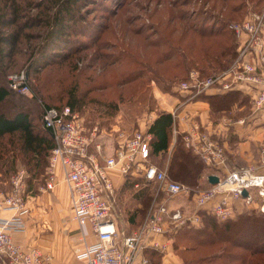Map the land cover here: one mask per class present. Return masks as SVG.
Wrapping results in <instances>:
<instances>
[{"label": "rangeland", "instance_id": "374dc122", "mask_svg": "<svg viewBox=\"0 0 264 264\" xmlns=\"http://www.w3.org/2000/svg\"><path fill=\"white\" fill-rule=\"evenodd\" d=\"M13 2L15 7L19 5L18 20L9 28L0 26V34L4 30L18 29L20 42L12 50L6 47V52L0 55L1 79L12 89V95L0 105V112L11 114L23 107L40 127L43 104L67 103L68 96L74 92L82 102L77 110L80 118L90 129L98 127L100 136L97 138L101 141L105 130L119 134L144 130L152 114L165 109L164 104L159 103L155 89L187 101L194 100L189 92L183 95L185 91L177 87L185 73L178 61L185 55L188 58L197 55L202 42L206 44L214 39L202 38L191 30L195 17L206 16L207 22L214 24L221 18L239 19L254 11L255 3L264 0H86L78 7V20L68 23L72 34L66 48H61L66 57L45 51L46 54L40 58L54 56V60L40 65L38 61L37 66H31V63L40 56L38 52L46 29L44 20L53 13V10H48L50 0H0V16L13 15ZM30 16L39 17L35 22L41 21L40 24L24 27ZM189 42L191 47L187 49ZM155 71L164 74L171 83H157L152 79ZM22 72L28 74L29 87L26 90L11 85V76ZM140 73L143 75L138 76ZM114 123L119 124L118 132L114 130ZM173 143L171 139L168 150L161 155H153L149 162L161 168L167 167L175 147ZM20 145L18 134L0 136V194L18 193L28 198L31 211L27 230L30 225L35 227L32 242L40 246L38 236L54 231L56 221H60L62 214L67 212L69 200L63 206L67 193L64 185H59L56 190L48 189L45 187V174L36 175L29 170L30 165ZM11 148L16 152L12 153ZM206 172L204 169L200 180ZM148 186L153 196L158 191V199L166 198L158 184L150 183ZM201 187L199 182L191 188ZM135 191L125 189L117 197L116 216L121 222L133 214L134 221L130 219V222L140 224L156 202L153 197L142 204L135 198ZM56 216L59 218L55 221ZM68 220L65 217L64 225ZM73 234L74 231L68 233L70 241H74ZM174 248L175 254L184 260H192L195 264H216L196 261V257L218 247L194 249L190 242L180 239ZM149 255L153 264L161 263V255L156 252ZM256 256L258 260H264V252Z\"/></svg>", "mask_w": 264, "mask_h": 264}, {"label": "built area", "instance_id": "2783aa9c", "mask_svg": "<svg viewBox=\"0 0 264 264\" xmlns=\"http://www.w3.org/2000/svg\"><path fill=\"white\" fill-rule=\"evenodd\" d=\"M230 27L238 39V52L231 64L206 77H201L199 71L192 68L189 77L177 87L193 97L211 88L225 91L245 85L249 88L253 109L259 110L264 106V8L251 11L240 22H231ZM27 76V72L12 75L11 85L20 90L28 89ZM41 118L55 141L45 187L53 189L61 171L69 191V218L77 223L79 239L84 243L79 247L75 245L76 241L73 242L76 256L84 261L83 264H134L138 256L141 264H153L144 253L145 248L165 252L172 239L170 234L177 227L199 225V208L219 191H230L234 197H243L246 201L253 199L256 193L262 198L260 210L264 211V173L258 171L259 166H264V145L260 147L259 163L236 167L224 176L218 174L216 184L193 189L170 177L166 168L149 162L152 134L147 129L121 132L114 153L107 156L103 143L96 139L98 127L90 129L69 105L59 108L43 104ZM183 140L205 163H225L224 146L203 131L197 121L192 122V130L183 133ZM113 167L125 176L139 170L145 181L158 184L159 190L166 195L165 199H158L157 191L153 196L156 202L143 221L129 230L119 226L116 216L118 194L109 171ZM135 186L139 188L140 183L136 182ZM244 188L248 190L246 196L242 193ZM177 197L192 200L197 207L188 212L181 202H175ZM5 210L13 213L4 215ZM30 211L29 200L23 195L0 194V257L4 264H53L52 255L43 251L38 243L22 242L12 236L14 231L27 230ZM208 211L224 219L231 216L232 206L225 196ZM155 234H161L165 239H153L148 244L146 238ZM92 235L95 240L90 241ZM164 264L189 263L181 259Z\"/></svg>", "mask_w": 264, "mask_h": 264}, {"label": "trees", "instance_id": "16d2710c", "mask_svg": "<svg viewBox=\"0 0 264 264\" xmlns=\"http://www.w3.org/2000/svg\"><path fill=\"white\" fill-rule=\"evenodd\" d=\"M86 0H50L48 10H53L48 20H44L46 26L41 50L38 52L40 56L33 60L31 66L40 64H48L54 60L44 55L43 60L40 58L46 52L50 55H65L61 48H66V43L70 39L72 31L70 21H77L80 16L79 6ZM13 15L5 17L0 16V26L8 27L16 24L18 20L19 5H12ZM54 8V9H53ZM253 10H261L264 8V2L255 3ZM244 17L239 19H225L221 18L217 23H209L206 16L198 15L191 22L190 29L197 32L202 37L214 38L209 43L202 42L200 45V52L197 55L187 57L186 55L180 58L178 65L184 70V75L179 81L185 80L189 77V71L196 68L201 77H206L210 74L216 73L228 67L237 55L238 39L235 31L230 27L233 21H242ZM39 19L37 16H30L24 22L23 26H33L40 24L35 22ZM20 42L19 30H11L8 32L2 31L0 34V55L6 52V47L11 50ZM187 49L191 47V43L186 44ZM9 49V52L11 53ZM46 51V52H45ZM3 57V55H2ZM66 57V55H65ZM187 57V58H186ZM1 59V58H0ZM161 61V58H160ZM159 62V59H158ZM193 63L191 66L188 64ZM134 72V70H133ZM132 72V73H133ZM139 73V72H138ZM152 77L157 83L162 81L168 83L171 81L165 78L164 74H159L156 71ZM143 75L142 73L138 76ZM12 95V89L4 84L0 75V105L4 104ZM196 99H204L210 103L212 112L229 109L234 103L248 104L251 102L250 94L244 93L240 89H229L227 91L218 93L201 92L192 97ZM81 98L76 93L71 92L68 96L67 103L64 104H49L59 108L69 105L74 111L81 107ZM252 107V104H251ZM253 109V107H252ZM222 110V111H221ZM34 117L23 107L13 110L11 114L7 112H0V136L5 134H18L21 141L20 148L30 165L29 170L33 174H45V181L48 177V168L50 164V154L54 147V138L49 128H47L41 118L40 127H37L34 122ZM174 115L170 111L156 112V116L149 123L147 131L152 134L151 140V154L161 155L165 153L173 138ZM104 123H107L104 120ZM12 153L16 152L15 148H11ZM207 164L202 158L191 148L187 147L183 140V134H178L175 142V147L172 152L167 172L173 179L181 180L191 187L199 183V178ZM129 173L125 176L122 189L132 188L135 182H139L141 186L135 191V198L140 202L147 203L149 199L153 198V193L149 191L147 181L141 177H136ZM143 181L145 183H143ZM204 188V187H201ZM201 223L199 225H185L177 227L171 235L174 244L177 245V240L183 239L192 244L193 248L209 249L218 247L214 251H205L199 253L196 261H207L216 264H264V260H258L256 255L264 252V211L260 209H253L251 211L244 210L237 214L236 217H226L224 219L218 218L215 214L206 209H199ZM134 215H130V219L134 221ZM130 226V229L136 227ZM155 252L161 255L162 253L155 248L147 247L144 253L150 257ZM151 258V257H150ZM186 260V259H185ZM152 261V260H151ZM189 264H195L192 260H186ZM219 262V263H218Z\"/></svg>", "mask_w": 264, "mask_h": 264}, {"label": "crops", "instance_id": "0c3cea01", "mask_svg": "<svg viewBox=\"0 0 264 264\" xmlns=\"http://www.w3.org/2000/svg\"><path fill=\"white\" fill-rule=\"evenodd\" d=\"M232 89H240L244 93L249 94V88H247L245 85H238ZM206 92L218 93L223 91L219 90L218 88H211L208 89ZM155 93L157 99L159 100V103L164 104V110L170 111L172 114L175 115L172 138L174 145L176 142L177 135L180 133L183 134L188 130H192V122L197 121L203 131L208 132L209 135L216 142L224 146L226 154L225 163L218 165L206 163L207 167L205 169H207V172L204 174L201 180V177L199 178V182L203 187L213 185L208 180V175L211 173L224 176L230 170L236 167L246 164L259 163L261 147L260 145H264V106L259 110H255L252 109L251 102H248V104L244 103L240 105L238 103H234L230 106L229 109L223 111L221 110L222 112L219 113L218 111L212 112L210 103L204 99L187 101L186 99H183V97H179L177 95H166L164 92H160V90L158 91V89H155ZM186 94H188V91H185L183 93V95ZM155 116L156 112L152 114L150 122L154 119ZM149 123L144 127V130L147 129ZM117 129H119V124L114 123V130L116 132H118ZM105 131L106 133H104L103 137H101V139H103L101 140V142L103 143L104 154L108 156L114 153V147L120 138L119 133H115L113 131L108 130ZM98 134L99 132H97L96 137L100 136V134ZM96 139L100 141L98 138ZM165 168L167 169V167ZM109 171L116 185L118 195L121 191L125 189L136 190L138 188L134 184L132 188L122 189L125 175L121 172L120 169L116 167L110 168ZM258 171H262L264 173V166H259ZM58 173L59 182L53 189L56 190L59 185H64V188H66L67 193L64 197L65 201H63V206H65L67 200H69L68 206L66 207L67 212L63 213L61 218L56 216L55 221L57 218H59L60 221H56L54 231L40 234L38 236V242L40 243V246L43 251H46L52 255L53 264H83L84 261L76 256L74 246L77 245L79 247H82L84 243L79 239L80 234L76 229L78 226L77 223L69 218L71 212V203L69 198L68 186L63 180L61 171H59ZM132 174H137L136 177H141V173L137 169L133 170ZM143 183L145 182L143 181ZM225 196L228 199V203L232 206L231 217H236L238 213L244 210L251 211L253 209H259L262 202V198L256 195V193L253 195V199H251L250 201H246L245 199H243V197H234L230 191L223 190L219 191L212 199H210V201H208L205 205L201 206L199 209H211ZM175 202H181V204L186 207L188 212L197 207L194 201L189 200L185 197H177L175 199ZM54 212L56 211L54 210ZM2 213L4 215L10 216L13 212L10 210H5ZM65 217H68V219L70 220H68L69 225H64ZM118 222L120 227L126 228L127 230L130 229V226L133 227L135 223L130 222L129 218L122 222L120 219H118ZM72 228L73 230H71ZM70 230L74 231L73 240L75 241L76 239L75 245H72L74 244V241H70V237L68 236V233L71 232ZM35 231V227L30 225L28 230L26 231L12 232V236L15 240L28 242L32 241V239L35 238ZM153 239L164 240L165 237L161 234H155L151 237L148 236L146 238V242L150 244ZM89 240H95V236H90ZM161 253L162 254L160 257L162 258V261H160V264L176 262L183 259L182 257L176 255L173 251V238L169 243L168 249L165 252ZM0 260L2 261H0V264H4L2 256L0 257ZM134 264H141L139 256L136 258Z\"/></svg>", "mask_w": 264, "mask_h": 264}, {"label": "water", "instance_id": "95a60500", "mask_svg": "<svg viewBox=\"0 0 264 264\" xmlns=\"http://www.w3.org/2000/svg\"><path fill=\"white\" fill-rule=\"evenodd\" d=\"M208 180L211 184H216L219 181V176L215 173H211L208 175ZM242 193L246 196L248 194V190L244 188Z\"/></svg>", "mask_w": 264, "mask_h": 264}, {"label": "bare ground", "instance_id": "6f19581e", "mask_svg": "<svg viewBox=\"0 0 264 264\" xmlns=\"http://www.w3.org/2000/svg\"><path fill=\"white\" fill-rule=\"evenodd\" d=\"M222 91V90H221ZM225 91H227V90H225ZM263 207H264V204H263ZM260 209V208H259Z\"/></svg>", "mask_w": 264, "mask_h": 264}]
</instances>
